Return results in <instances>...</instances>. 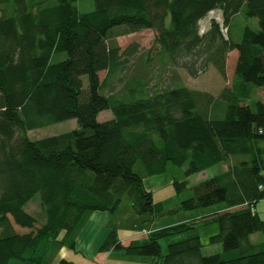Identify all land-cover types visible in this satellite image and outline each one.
Here are the masks:
<instances>
[{"label": "trees", "instance_id": "1", "mask_svg": "<svg viewBox=\"0 0 264 264\" xmlns=\"http://www.w3.org/2000/svg\"><path fill=\"white\" fill-rule=\"evenodd\" d=\"M75 1L0 0V264H49V244L63 243L84 212L115 211L124 195L138 214L216 209L141 233L126 246L112 228L101 250L153 256L155 264H264V241L250 240L255 232L264 236V218L253 209L264 199V102L252 96L264 87V0H92L85 12ZM215 9L226 38L215 20L199 32ZM238 13L255 17L258 29L244 26L234 40L228 25ZM143 29L155 31L152 45L164 67L180 62L191 76L211 66L225 78L227 54L236 50L229 86L212 95L172 82L149 93L138 78L104 94L137 53V43L121 50L116 37ZM105 109L112 117L99 121ZM72 118V130L35 140L26 134ZM168 162L187 165L186 175L226 168L165 210L144 177ZM174 185L179 191L185 182ZM35 195L45 216L39 225L25 209ZM197 220L217 223L209 242L221 244V252L202 253ZM183 234L161 253L162 238Z\"/></svg>", "mask_w": 264, "mask_h": 264}, {"label": "rangeland", "instance_id": "2", "mask_svg": "<svg viewBox=\"0 0 264 264\" xmlns=\"http://www.w3.org/2000/svg\"><path fill=\"white\" fill-rule=\"evenodd\" d=\"M53 2H55V0H49V3ZM74 3L80 12L90 11L94 8L92 0H76ZM211 20H217L219 23L223 24L224 17L222 11L219 9L212 10L203 19H201L199 22L200 33L205 32L209 28ZM228 26L230 29V34L234 40H239L244 26H249L254 30L258 29L257 19L255 17L246 16L243 13H238L231 16ZM225 28L226 26H223V32L221 31V33L226 38L227 30H225ZM154 35L155 31L151 29H143L137 32L116 37L121 50L127 48L131 43H137V53L128 57L129 59L125 65L120 70H118L117 73L113 74L109 83L102 89L104 94L117 92L128 82L138 84L139 78L142 80V82L147 83V91L149 93L153 92L158 86L164 87L171 85L172 82H179L190 88L202 90L212 95H216L221 85L230 80V76L232 75L231 72L234 68L232 60L237 55L236 51H230L227 54L225 78H222L219 73L211 66H208L204 70H198L196 76H191L185 68L179 65L180 62H178L176 65L168 64L165 67L163 64H161V61H159L156 57V51L152 45ZM148 49H151L149 54L151 59L149 63H147L146 60V52ZM104 74V70L99 72L100 80L104 77ZM82 79L85 87L87 84L86 77L83 76ZM263 96L264 94L260 89H256L253 94L254 99H262ZM111 117V111L109 109H105L98 114L97 119L99 121H104L110 119ZM76 127L77 122L74 118H72L28 130L26 134L29 139L35 140L45 136L66 132ZM186 167L187 165L178 166L168 162L166 169L163 172L144 177L145 188L152 192L153 201L160 203L163 209H176L182 200L193 195V187L196 183L206 178L212 177L222 170H225L226 165L221 163L216 164L202 171L189 175L185 174ZM141 168V163H136V171L141 173ZM174 181H184L185 187L177 191ZM25 209L36 217V225H39L44 221L45 216L40 210L38 195H35L26 204ZM215 209L216 205H212L192 210H175L173 212L155 213L153 216L148 213L138 214L132 208L130 198L127 195H124L120 204L113 212L99 210L84 212L76 228L70 233L63 243L54 241L48 245L46 259L49 264L54 263L52 259H54L58 253H63L65 251L66 253L64 252V257L68 258L75 264H93L85 252H89L92 249L95 250L96 247L101 245L112 228L116 229L118 238L121 239L126 236L128 238L133 233L137 234L142 228H159L181 223L192 218L198 219V217L207 213H211ZM92 212L95 214L92 222L93 226L88 225V230H86V232H82L81 228L86 226L88 217L91 216ZM262 217L264 218V215H262ZM196 225L198 226V234L202 243V253L204 255H208L221 252V244H212L209 242V236L216 233L218 230L217 223H203L200 221L196 223ZM14 227L20 232L28 230L18 227L15 224ZM144 231L150 232L151 230L144 229L141 231V233L143 234ZM77 232L79 233V237L87 244L78 248L79 250L76 249L77 251H75L70 245L74 243ZM185 235L187 234L162 238L160 240L161 253H166L167 245L171 239L179 238ZM46 239H50V237L48 236ZM251 241L263 242L264 236L261 232H255L251 237ZM111 250L114 253L108 259L107 264H155V257L153 256L126 255L120 249Z\"/></svg>", "mask_w": 264, "mask_h": 264}, {"label": "crops", "instance_id": "3", "mask_svg": "<svg viewBox=\"0 0 264 264\" xmlns=\"http://www.w3.org/2000/svg\"><path fill=\"white\" fill-rule=\"evenodd\" d=\"M231 51H236V50H231ZM230 52V51H229ZM228 52V53H229ZM236 54H237V51H236ZM236 58H237V55L235 56V58L232 60V62H233V64H234V66H235V62H236ZM226 63H227V59H226ZM233 71H234V68H233ZM233 71L231 72V74L233 75ZM232 75L230 76L231 78H232ZM231 78H230V80H228L227 82H225V83H223L222 85H221V87L219 88V90L223 87V86H229V81H231ZM256 89H260L262 92H263V94H264V87H260V88H256ZM256 89H254L253 90V94H254V92L256 91ZM219 90H218V92H219ZM217 92V93H218ZM216 93V94H217ZM253 96V95H252ZM260 100H262L263 102H264V96L262 97V99H260ZM262 146H263V148H264V141L262 142ZM253 209L262 217V215H264V199H262V200H260V201H258V202H256V204L253 206ZM94 213L92 212V214H91V216L90 217H88V221H87V223H86V226H84V227H82L81 228V230H82V232L83 231H85L86 232V230H88V227L91 225V226H93L92 225V222H93V219H94ZM93 216V217H92ZM92 217V218H91ZM263 218V217H262ZM89 225V226H88ZM144 229H150V230H153V229H155V228H153V227H147V228H142L137 234H131L128 238H127V236L126 237H123V238H119V240H120V242H121V244L123 245V246H126L128 243H129V241L131 240V239H133V238H136V237H140L139 235L141 234V231L142 230H144ZM80 230V231H81ZM110 232V231H109ZM61 235L62 234H60V237H61ZM252 235L253 234H251L250 235V240H251V237H252ZM87 243L83 240V239H81L80 237H79V233L77 232V235H76V237H75V240H74V243H73V249L75 250V251H77V250H79L78 248H80V247H82V246H85ZM100 246L101 245H99L98 247H96V249L94 250V249H92V250H90L89 252H85L86 254H87V256H88V258L89 259H91V261H92V263L93 264H107V262H108V259L113 255V251L111 250V249H113L114 250V248H111V249H109L108 251L107 250H101L100 249ZM77 249V250H76ZM65 252V251H64ZM58 253L55 257H54V259H52L53 260V262L54 263H50V264H56L58 261H59V259H61V258H65V259H67L68 261H70L68 258H66V257H64L65 256V253ZM70 262H72V261H70ZM12 264H14V263H12ZM72 264H75V263H73L72 262Z\"/></svg>", "mask_w": 264, "mask_h": 264}, {"label": "built area", "instance_id": "4", "mask_svg": "<svg viewBox=\"0 0 264 264\" xmlns=\"http://www.w3.org/2000/svg\"><path fill=\"white\" fill-rule=\"evenodd\" d=\"M220 26H221V31L223 32V27H222V24L220 23ZM225 30H226V28H225ZM149 233V231H144L143 232V234H148Z\"/></svg>", "mask_w": 264, "mask_h": 264}]
</instances>
